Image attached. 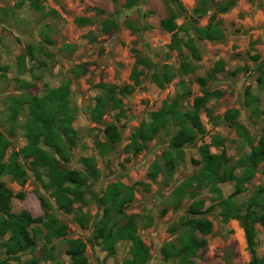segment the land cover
<instances>
[{
  "label": "rangeland",
  "instance_id": "374dc122",
  "mask_svg": "<svg viewBox=\"0 0 264 264\" xmlns=\"http://www.w3.org/2000/svg\"><path fill=\"white\" fill-rule=\"evenodd\" d=\"M39 0L41 11L28 3L19 7L20 0H0V130L9 139L5 161L26 146L25 125L28 107L25 106L14 122L10 121V108L15 97H42L49 89L68 85L71 106L75 110L74 129L77 142L71 151L70 161L63 166L85 172L83 158H92L100 171L97 180H90V194L84 202L75 205V212L67 214L57 209L50 193L37 180L32 159L20 156L19 162L28 173L24 186L10 176L0 178L14 192L12 214L27 212L33 218H45L48 213L65 224L67 234L56 238L52 244L45 240L42 227L37 236L35 252H26L14 260L3 247L7 237H0V264H71L67 255L68 240L80 239L86 243L88 264H125L131 259L129 242L117 245L116 254L108 255L99 245L91 242L93 226L102 214L96 198L107 187L121 182L134 188V199L126 208L127 216H134L138 235L149 247L148 264H176L166 261L163 246L176 242L181 235L180 223L187 218L194 202L204 201V216L212 223V232L201 236L206 246L194 259L195 264H249V251L245 231L240 221L224 222L220 202L229 200L236 192L235 181L218 184L220 193L200 182L203 168L200 148L209 145L215 155L228 159L225 170L234 168L240 177L246 171L241 160L257 146L264 135V88L258 84L260 70L264 69V0H209L208 12L203 17L195 13L201 0ZM234 1L226 13L217 12V5ZM130 2L132 3L130 5ZM182 3L186 12L178 9ZM177 13L175 22L182 39L180 48H171L172 33L161 27L170 17L172 8ZM215 20L212 21L213 15ZM219 26L222 39H200L195 28ZM186 28V29H185ZM188 31V34L186 33ZM193 39L199 49L200 60H195L184 42ZM256 57H258L256 59ZM146 60L149 68L138 65ZM218 62L224 71L201 86L198 78L205 77ZM196 67L189 74L180 73L182 65ZM169 67L177 76L164 87L152 80V74L163 75ZM242 69L235 76L233 71ZM140 72L139 83L132 76ZM101 84L118 87L124 111L108 110L101 122L91 119L96 99L103 95ZM133 86L132 93L119 89ZM256 102L247 105V91ZM205 92L219 93L199 110L205 133L196 134L194 143L184 146L179 153L170 150L172 136L178 131L171 126L155 139L134 145V135L151 114L159 111L166 102L181 96L183 111L194 109L196 99ZM258 106L259 114H253ZM236 111L237 120L248 130L250 141L240 137L229 124L228 113ZM116 125L121 141L108 153L100 143H106L105 130ZM171 151L175 156V170L168 172L163 155ZM160 172L152 178L153 167ZM264 162L259 164L243 192L232 199L244 209L248 201L264 187ZM192 180V181H191ZM191 182L186 194L179 197L176 191ZM23 194V198L20 197ZM43 197L47 206L42 205ZM85 215L90 223L85 228L76 218ZM41 225H33L37 228ZM257 256L264 257V226L256 225ZM54 247V249H52Z\"/></svg>",
  "mask_w": 264,
  "mask_h": 264
},
{
  "label": "trees",
  "instance_id": "16d2710c",
  "mask_svg": "<svg viewBox=\"0 0 264 264\" xmlns=\"http://www.w3.org/2000/svg\"><path fill=\"white\" fill-rule=\"evenodd\" d=\"M173 2V1H172ZM169 0L168 4L171 6ZM209 0H201L200 6L195 9L199 17H203L208 12ZM29 4L35 10L41 11L39 0H20L19 7ZM132 3L130 2V5ZM234 1L229 3H220L217 5V12L226 13L233 6ZM178 9L186 12L182 3H178ZM170 17L161 22V27L172 33L171 48H180L182 39L179 37V27L175 22L178 11L173 7ZM216 14L213 15L212 21L215 20ZM186 29V28H185ZM200 39L215 41L222 39V31L216 24H211L205 29L195 28ZM188 34V31H186ZM184 46L191 52L195 60H200L199 49L193 39L184 42ZM258 57H256L257 59ZM144 65L149 68L146 60L140 59L138 65ZM163 75L153 73L152 80L160 87L170 83L177 74L169 67L165 68ZM180 73L189 74L196 71V67L184 64ZM224 71L222 62H218L215 67L207 73L205 77L198 78L197 82L205 87L209 81L216 78L217 74ZM242 69L233 71L231 75L235 76ZM140 72L134 70L133 80L139 83ZM258 84L264 88V69L260 70ZM103 95L96 99V105L91 111V119L95 122H101L103 116L110 110L124 111L122 101L117 97L118 87L114 85L101 84ZM135 90L133 86H126L119 89L120 93H132ZM71 91L68 85L56 89H49L42 97L31 96L15 97L12 99L10 108V121L14 122L25 106L28 107V122L25 125L26 146L17 153H13L8 161H5L7 150L10 148L9 139L0 130V178L10 176L14 181L24 186L28 180V173L24 166L19 162L20 156L25 159H32V166L37 180L43 188L50 193L58 210L67 214H73L75 205L84 202L85 197L90 194L89 181L97 180L100 171L92 158H83L82 163L85 172L71 170L63 166L68 163L71 157V151L77 142V132L74 129L75 110L71 106ZM219 93L205 92L203 97L196 99L194 109L183 111L181 109V96L175 97L172 101L166 102L163 107L151 114L149 122H144L134 135V145L140 140L146 143L155 139L162 131L168 130L171 126H177L178 131L172 136L170 141V150L179 153L187 145L194 143L196 134H204L205 130L200 120L199 110L207 102L219 97ZM247 105L256 102V98L247 91ZM253 114H259L258 106L253 107ZM229 124L235 128L238 135L247 141L248 130L237 120L238 113L232 111L228 113ZM106 143H100V147L105 152H109L114 145L121 141V133L116 125H109L105 130ZM200 154L203 161V168L198 177L192 180L200 179V182L207 184L220 193L217 188L218 184L225 181H235L237 190L229 200H222L221 216L224 222L231 219L240 221L245 231L246 240L252 259L249 264H264V257L260 259L257 256V232L256 225L264 226V187H260L254 197H252L244 209H240L233 197L243 192L246 182L251 180L255 173V168L264 162V135L261 137L257 146L251 144V152L241 160V166L246 167V171L240 177L234 175V168L225 170L221 178L220 172L229 162L225 155H215L211 152L209 145L200 148ZM166 168L169 173L175 170V156L171 151L163 155ZM160 169L157 165L153 167L152 178H155ZM264 176V170H263ZM191 180V181H192ZM191 183V182H190ZM187 182L182 185L176 194L181 197L186 194L190 186ZM23 198V194H20ZM14 192L7 186L6 182L0 181V237L7 240L3 247L6 253L14 260H19V256L26 252H35L37 249V236L41 233L42 227L45 229V240L47 244H52L56 238H64L67 234L68 227L61 221L46 213L45 218H33L31 214L23 212L21 215L12 214V199ZM134 188L127 187L121 182L110 184L101 197L95 200L100 209L102 216L95 221L91 242L99 245L108 255L116 254L117 245L121 242H129L131 259L125 264H148L151 260L149 247L138 235V223L134 216L126 215L127 206L133 202ZM42 205L47 206L43 197H40ZM204 201L194 202L189 210L188 216L181 223L182 233L176 242H170L162 247L161 252L166 261L176 260V264H195V258L198 253L206 246V240L200 235L206 236L212 232V223L204 216ZM77 223L82 227H87L90 223L85 215L76 218ZM33 225H41L31 228ZM67 255L71 259V264H88L85 255L86 243L80 239H71L67 241ZM54 249V247H52ZM36 264V263H35Z\"/></svg>",
  "mask_w": 264,
  "mask_h": 264
}]
</instances>
